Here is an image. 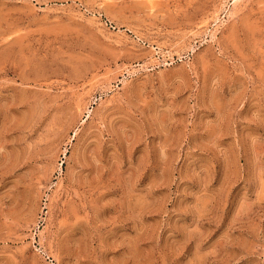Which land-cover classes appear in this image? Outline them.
Segmentation results:
<instances>
[{"label":"rangeland","instance_id":"1","mask_svg":"<svg viewBox=\"0 0 264 264\" xmlns=\"http://www.w3.org/2000/svg\"><path fill=\"white\" fill-rule=\"evenodd\" d=\"M0 264H264V0H0Z\"/></svg>","mask_w":264,"mask_h":264}]
</instances>
